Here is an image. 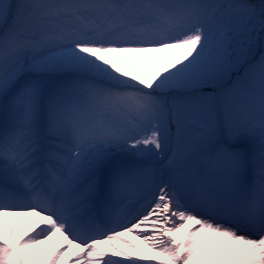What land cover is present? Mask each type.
<instances>
[{
	"label": "snow or ice",
	"instance_id": "obj_1",
	"mask_svg": "<svg viewBox=\"0 0 264 264\" xmlns=\"http://www.w3.org/2000/svg\"><path fill=\"white\" fill-rule=\"evenodd\" d=\"M258 33L264 0H0V264H264Z\"/></svg>",
	"mask_w": 264,
	"mask_h": 264
},
{
	"label": "rangeland",
	"instance_id": "obj_2",
	"mask_svg": "<svg viewBox=\"0 0 264 264\" xmlns=\"http://www.w3.org/2000/svg\"><path fill=\"white\" fill-rule=\"evenodd\" d=\"M262 2V0H256ZM253 54L258 58L261 53H264V35L257 34V38L252 46ZM139 243V241H138Z\"/></svg>",
	"mask_w": 264,
	"mask_h": 264
},
{
	"label": "bare ground",
	"instance_id": "obj_3",
	"mask_svg": "<svg viewBox=\"0 0 264 264\" xmlns=\"http://www.w3.org/2000/svg\"><path fill=\"white\" fill-rule=\"evenodd\" d=\"M138 243V242H137Z\"/></svg>",
	"mask_w": 264,
	"mask_h": 264
}]
</instances>
